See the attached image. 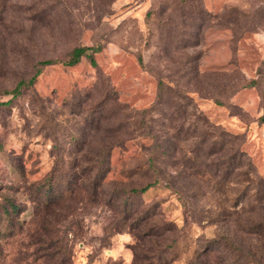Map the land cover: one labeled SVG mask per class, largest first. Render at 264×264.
<instances>
[{
  "label": "rangeland",
  "instance_id": "1",
  "mask_svg": "<svg viewBox=\"0 0 264 264\" xmlns=\"http://www.w3.org/2000/svg\"><path fill=\"white\" fill-rule=\"evenodd\" d=\"M263 110L264 0H0V264H264Z\"/></svg>",
  "mask_w": 264,
  "mask_h": 264
},
{
  "label": "trees",
  "instance_id": "2",
  "mask_svg": "<svg viewBox=\"0 0 264 264\" xmlns=\"http://www.w3.org/2000/svg\"><path fill=\"white\" fill-rule=\"evenodd\" d=\"M98 50H99V48H94V47H91V46H77V47H74L72 49L71 54H70V56H69V58L67 60L57 61L55 59H47V60L40 61L39 64L41 66H45V65L56 63V62H60V63H63L65 65L72 66V65L77 64L83 56H87L90 59V62L92 64H95V61H94V58H93V53L98 51ZM34 77L35 76H32V78L26 84H31L32 81L34 80ZM23 84H24V82H19L11 91H9V93L18 94L19 91H20V87ZM254 84H255V81H253V80H250L248 82H245V80H244L241 83H238L231 91L234 93L238 89L249 87V86H253ZM216 102L217 103H221L220 100H216ZM260 121L261 122L264 121V110H263V115L260 117ZM155 182L156 181L149 182V183L145 184L144 186H142L140 188L130 187L125 192L143 193L149 187H151L153 185V183H155ZM263 186H264V184H263ZM254 225H255L254 228H255V231H256L255 233L260 237V239L264 240V232L261 230V227H262L261 222L257 223V224H254ZM173 241H174V239L171 242H173ZM169 245H170V243H169ZM198 259H199L198 260V264H209V263H211V262H208V260H210L209 258H207L206 260H202L201 258H198ZM216 264H218L217 260H216Z\"/></svg>",
  "mask_w": 264,
  "mask_h": 264
}]
</instances>
